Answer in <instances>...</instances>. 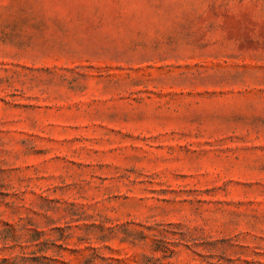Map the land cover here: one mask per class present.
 I'll list each match as a JSON object with an SVG mask.
<instances>
[{
  "label": "rangeland",
  "instance_id": "374dc122",
  "mask_svg": "<svg viewBox=\"0 0 264 264\" xmlns=\"http://www.w3.org/2000/svg\"><path fill=\"white\" fill-rule=\"evenodd\" d=\"M0 264H264V0H0Z\"/></svg>",
  "mask_w": 264,
  "mask_h": 264
}]
</instances>
